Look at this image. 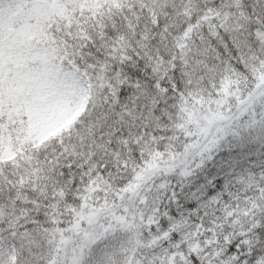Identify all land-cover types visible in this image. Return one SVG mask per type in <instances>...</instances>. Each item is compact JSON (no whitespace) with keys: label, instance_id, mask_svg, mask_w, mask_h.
<instances>
[{"label":"snow or ice","instance_id":"6c2138e0","mask_svg":"<svg viewBox=\"0 0 264 264\" xmlns=\"http://www.w3.org/2000/svg\"><path fill=\"white\" fill-rule=\"evenodd\" d=\"M0 264H264V0H0Z\"/></svg>","mask_w":264,"mask_h":264}]
</instances>
